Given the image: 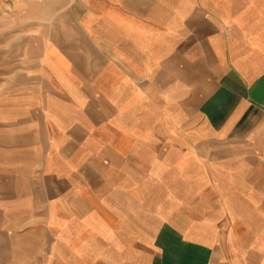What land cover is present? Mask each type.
Listing matches in <instances>:
<instances>
[{
  "label": "crops",
  "instance_id": "1",
  "mask_svg": "<svg viewBox=\"0 0 264 264\" xmlns=\"http://www.w3.org/2000/svg\"><path fill=\"white\" fill-rule=\"evenodd\" d=\"M31 14L56 21L30 94L66 264H264V0H33Z\"/></svg>",
  "mask_w": 264,
  "mask_h": 264
},
{
  "label": "rangeland",
  "instance_id": "2",
  "mask_svg": "<svg viewBox=\"0 0 264 264\" xmlns=\"http://www.w3.org/2000/svg\"><path fill=\"white\" fill-rule=\"evenodd\" d=\"M32 1L0 0V264H66L62 251L53 250L59 246V236L46 220L49 207L41 184V156L46 148L38 147L45 134L35 114L41 98L37 100L35 93L32 99L30 94L31 81L36 82L38 76V68L32 66L33 52L56 21L32 15ZM40 83L35 86L42 92ZM62 168L55 172L67 171ZM32 181L36 194H31ZM86 208L89 214L94 207ZM182 208L176 220L185 226L190 221V207ZM151 216L154 225L158 213L152 211ZM142 218V212L136 211V224Z\"/></svg>",
  "mask_w": 264,
  "mask_h": 264
}]
</instances>
